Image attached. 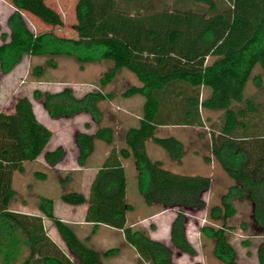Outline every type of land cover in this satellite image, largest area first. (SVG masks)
I'll return each mask as SVG.
<instances>
[{
    "label": "trees",
    "instance_id": "1",
    "mask_svg": "<svg viewBox=\"0 0 264 264\" xmlns=\"http://www.w3.org/2000/svg\"><path fill=\"white\" fill-rule=\"evenodd\" d=\"M9 1L14 12L7 21L10 35H1L3 73L11 72L25 57H43L52 69L57 68V58L73 59L81 70L86 64L107 66L98 89L82 97L70 88L34 93L53 120L80 114L91 117L94 134L75 136L80 167H86L97 141L112 146L118 135L113 127L103 125L101 103L115 96L104 89L124 70L141 83L123 92L124 97L140 95L146 101L138 125L124 133V146L114 149L113 155L116 152L120 160L134 161L137 189L147 206L176 210L177 214L170 245L140 230L131 233L130 240L139 251L138 264H177L175 253L197 256L188 238V224L192 216L206 210L205 195L212 179L166 169L150 158L147 142L180 162L184 153L181 142L159 138L157 131L165 126L206 127L210 120L203 117L205 109L223 111L221 125L210 127L211 156L233 185L222 195L220 205L208 212L209 220L220 225L206 224L200 232L213 240V254L219 262L243 264L230 241L229 222L237 215L235 203H249V222H241L240 229L263 237L257 256L259 264H264V101L244 95L253 69L264 68V0H78L73 38L31 30L24 14L51 28L65 25L45 0ZM43 68L38 67L41 74ZM255 80L257 88L263 89L260 76ZM205 87L212 93L204 100ZM52 137L26 96L15 101L12 113L0 112V264H103V259L120 252L111 248L99 253L87 245L89 238L81 241L73 227L54 215L52 199H40L42 216L9 209L15 197L14 174L24 173L25 163L42 156L50 167L65 161L64 148L46 151ZM126 195L127 177L121 162H106L89 201L74 191L64 192L61 200L71 206L90 203L88 222L126 231L127 214L133 210ZM43 217L56 227L68 253L47 234ZM243 245L251 244L247 240Z\"/></svg>",
    "mask_w": 264,
    "mask_h": 264
},
{
    "label": "rangeland",
    "instance_id": "2",
    "mask_svg": "<svg viewBox=\"0 0 264 264\" xmlns=\"http://www.w3.org/2000/svg\"><path fill=\"white\" fill-rule=\"evenodd\" d=\"M45 1L48 6L52 7L62 16L65 25L60 29L51 28L44 25L35 17L29 14H24V18L29 24L31 30L36 34L54 32L58 36L66 38L76 37V33L72 29V26L76 22L75 6L78 0ZM13 12L14 8L10 4L9 0H0V44H2V34H7L8 36L10 35L7 21ZM45 62L46 60L43 57H25L23 62L15 67L11 72L5 74L0 70V112L12 113L16 99L26 96L30 98L35 111L41 118V113H44L45 109L43 107L42 100L35 99V91L42 93L58 92L64 90L65 88H70L74 91L76 96H81L86 92L97 90L99 79L107 70V66L103 63L86 64L84 69L81 70L80 65L75 60L69 58H57V68L55 69L47 67ZM41 66L44 67V74H41L40 70H38V67ZM258 76H260L263 89H258L256 86L255 79ZM131 86L140 87L141 83L133 73L124 70L110 86L104 89L105 92L114 93L115 98L111 101L101 103V109L104 115L103 125L111 126L116 129L118 124L123 126L124 124L135 123V117H131L127 114V112H132L138 116H142L143 105L146 101L145 98L140 95H136L130 97L132 100L127 101L128 99L123 96V92ZM211 93V89L205 87L203 90V99H208L211 96ZM244 95L246 97L256 95L258 100L261 102L264 101V68L260 65L253 69L244 90ZM114 114L119 117H115ZM222 116L223 111L205 109L203 110V117L206 121L207 119L210 120L207 122L206 127L166 126L159 129L157 137H173L181 142L184 153L180 162L173 160L166 151L154 144L152 141H149L148 143L152 159L162 162L166 169L185 175L209 176L212 179V187L205 195L206 203H208L206 210L192 216L188 224V236L194 246H196L194 242L197 238H199L197 233L199 232L201 225L205 224L202 221V216L207 214L206 220L208 223L206 224L213 223L208 218L209 210L214 206H218V204L220 205L222 195L225 194L230 185L233 184V181L226 175L216 160L212 159L211 156L210 127L213 125L218 128L221 125ZM85 120L86 118L80 117L74 120L63 119L57 122H51L52 128L55 131L52 146L61 143L67 144L68 147H66V149H69L67 159L57 167H52L50 169L46 167L44 159L41 158L36 162H28L24 171L25 173L15 174V197L12 202L13 210L21 211L23 202H26L34 211H37L40 199L43 197L51 199L50 197L52 196L55 199H58L64 192L88 191V184L93 171L80 167L77 164V155L75 151H70L74 140L72 130L74 129L73 126L77 129L79 124V129L82 131H92L90 128L85 126L83 127ZM68 125H71L72 129L71 127H68ZM94 126L95 125L93 124L92 127ZM123 145L124 133H119L116 137L115 144L112 145V147L113 149H118ZM105 146L108 145L105 144ZM207 159L210 160L208 161ZM128 171L130 176L128 180V187H130L128 189V196L126 195L125 198L126 202L135 208L129 222L130 224L138 223V225L136 227L137 229L131 228L128 226L126 221V231H122L128 248L122 245L120 248V258L116 260L112 259L108 262V264H138L139 251L130 240L131 233L136 230H140L149 236L154 235L152 234V231L155 228L160 227V225L162 226L165 221L167 222L169 220V217L167 218L162 215L164 211L162 207L157 205L149 208L146 207L147 205L137 189V172L133 160L131 165L128 163ZM93 184L94 182L91 185L89 200L91 199ZM235 206L237 208V215L229 222V225L232 227V230L229 232L230 241L233 243L238 255H240L241 261L244 263H250L251 256L255 252V248L250 246L249 248L243 245V242L247 241V237L240 229V224L243 221L249 222L251 206L249 203L238 202L235 203ZM89 208L90 203H88V210ZM169 211H174V214H177L176 210ZM65 214L67 213L65 212ZM51 223H48L47 225V232L52 236L51 231L53 225H51ZM214 225L219 226L220 223H216ZM160 231L162 233L160 237L166 238L167 233L163 236V231L161 229ZM200 241V245L196 248L199 255L196 257H190L188 255L175 253L176 263L222 264L216 260L214 254L212 253L211 246L203 239L202 236ZM58 242L62 248L66 250V247L59 239ZM94 245L101 251L99 253L107 251L104 249L105 247L103 244L95 242ZM247 252L248 255H246Z\"/></svg>",
    "mask_w": 264,
    "mask_h": 264
},
{
    "label": "crops",
    "instance_id": "3",
    "mask_svg": "<svg viewBox=\"0 0 264 264\" xmlns=\"http://www.w3.org/2000/svg\"><path fill=\"white\" fill-rule=\"evenodd\" d=\"M58 92H60V91H58ZM51 93H56V92H51ZM87 93L88 92H86L85 94H87ZM85 94H83L81 96L78 95L77 97H82ZM114 98H115V96H114ZM126 98L128 99L127 101L132 100V98H130V97H126ZM33 108H34V106H33ZM34 112H35V115H36L37 119L39 120V122H41L43 125H45L47 128H49L52 131V133H53V137H52L49 145L47 146L46 151L47 152H51V151H54L55 149H57L58 147H62V148L65 149V151H66V153L68 155L69 149L68 148L66 149V147H68L67 144L61 143V144L52 146L53 138H54V135H55V131L52 128L51 122L53 123V122H57V121H60V120L51 119L46 110H45L44 113H41L42 114L41 118L39 117V115L37 114L35 109H34ZM127 114L130 115L131 117H135L136 122L133 123V124L132 123L131 124H124L123 126L118 124V126L115 129L118 134L119 133H125L131 127H136L138 125V120L141 118V116H138V115H136V114H134L132 112H127ZM80 117L81 118H86L83 127L85 126L86 123H90L91 124L90 129L92 131L91 132H88L86 130L82 131L81 129H79L80 128L79 124H78V128L77 129L74 126H73L74 129H72V126L68 125V127H71V129L73 130V137H74V140H73L72 147H71L70 151L71 152L75 151V153L77 155V160H78V156H79V151H78L76 143H75L76 134L77 133H86V134L93 135L94 134L93 131L96 129L95 126L92 127L93 123H92L91 117L88 114H80V115H78L76 117H73L71 119H64V120H74V119L80 118ZM115 117H119V116L115 115ZM61 120H63V119H61ZM160 128H162V127H160ZM159 129H158V131H159ZM148 143H149V141L147 142V152H148V155L150 156V158L152 159V157L150 155V152H149V148H148L149 144ZM123 146H121V147H123ZM116 147H118V146H116ZM112 149H113L112 146H105V144H103V142H98L97 141L96 144H95V151L92 154V156L89 158L86 167H84V169H86V170L93 171L92 172L93 174H91V179L89 180L88 191L87 192H84V191L83 192H79V193H82L86 197L87 201H89L91 185L95 181L99 171L102 169V167L105 165L106 162H109V163L121 162V165L124 168L125 174H126V177H127V196H128V189L130 187V186L128 187V182H129L128 180H129V177H130L129 176V171H128V163H129V165H131L132 159L120 160V158L117 156L116 152L113 155L114 149L113 150ZM41 158H43V156L40 157L38 160H40ZM66 159H67V156H66ZM38 160H36V161H38ZM36 161H33V162H36ZM26 164L27 163H25V168H26ZM45 164H46V162H45ZM57 166H55V167H57ZM46 167H48L50 169L52 168V167L48 166L47 164H46ZM15 174H19V173H15ZM15 174H14V177H13V179H14L13 180L14 181L13 182V188H14L15 178H16ZM41 179H44V178H41ZM232 185L233 184H231L230 187ZM211 187H212V185H211ZM74 192H76V191H74ZM50 198L53 199V203H54V215L57 218H59L62 221H64L65 223L69 224L71 227H73L75 233L77 234L78 238L81 241L85 242L87 240V238H89V240L87 242V245L90 246L91 248H93L95 251L101 252L99 249H97L95 247V245H94L95 242L103 244V246L105 247L104 249H106V250H109L111 248H118L120 250L122 245H124V247L128 248V246H126L125 238H124V234H123L122 230H117V229L111 228V227L103 225V224L99 225L98 227H95L93 222H88L86 220V216L88 214V203H86L84 205H81V206H71V205H68V204H65L64 202H62L61 196L58 199H55L52 196ZM12 202H11V204L9 206V209L11 211H15V210L12 209ZM207 206H208V203H207ZM146 207L149 208L151 206H146ZM134 211H135V208L133 207V210L127 214V224H128L129 227L137 229L136 227H137L138 223H131L130 224V222H129L130 221V217L134 213ZM15 212H19V213H22V214H25V215H29V216H42V213L39 211V207H38L37 211H34L32 209V207L28 206V204L26 202H23L21 211H15ZM65 212L67 214H65ZM61 214H62V216H61ZM162 215L166 216L167 218L169 217V220L167 222L165 221V223H163L162 226L160 225V227L155 228L152 231V234H154V235H151L150 237L152 239L156 240V241H160V242H163V243H165L167 245H170V242H171V226H172V223H173L176 215L174 214V211H169V210H164ZM206 215L202 216V221L205 224H202L201 227H203L204 225H206V223H208L207 220H206ZM43 223H44L45 229L47 231V225H48V223H51V221L48 220L47 218L43 217ZM51 225H53V224L51 223ZM211 225H214V224L212 223ZM214 226H217V225H214ZM201 227H200V229H201ZM160 229L163 231V236L167 233V237L166 238H161L160 237L162 235ZM200 229H199V232L197 233V235H199V238H197L196 241L194 242L196 244V246H194V247L197 248L198 245H200V243H201L200 239H201V236H202L203 239L206 240L207 243L211 246L212 253H213V247H214L213 240H211L208 237L203 236L201 234V232H200ZM243 233L247 237L246 240L249 239L248 241L251 244L250 247H254L255 248V252L251 256L250 263L242 262L240 255H238L239 262L243 263V264H259L258 256H257V250H258V247H259L260 243L263 240V237L253 236V235H251L252 234L251 231L243 232ZM47 234L49 235L48 232H47ZM51 234H52V236L51 235H49V236L52 238V240L59 247L62 248V246L58 242V239L63 244H64V242L62 241V239H61V237L59 235V232H58V230L56 229V227L54 225L52 227ZM188 238H189V236H188ZM190 242L193 244L192 241H190ZM64 246L66 247L65 244H64ZM63 250L66 253H68L67 247H66V250L65 249H63ZM120 255H121V252L115 257L108 258V259H103V264H108V262L110 260H112V259L113 260L114 259L115 260L119 259ZM180 255H182V254H180ZM197 255H199L198 251H197ZM246 255H248V252L246 253Z\"/></svg>",
    "mask_w": 264,
    "mask_h": 264
}]
</instances>
